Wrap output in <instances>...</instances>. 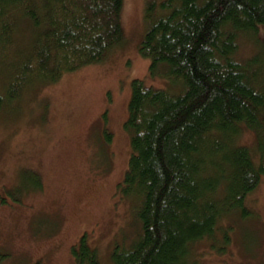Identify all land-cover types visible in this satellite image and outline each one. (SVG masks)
Returning <instances> with one entry per match:
<instances>
[{"label":"trees","instance_id":"1","mask_svg":"<svg viewBox=\"0 0 264 264\" xmlns=\"http://www.w3.org/2000/svg\"><path fill=\"white\" fill-rule=\"evenodd\" d=\"M123 5L0 0V112L37 83L104 61L123 39ZM145 18L140 52L166 85L132 82L120 191L141 230L110 264H200L199 245L225 255L257 220L247 198L264 179V0L152 1ZM86 237L76 264H104Z\"/></svg>","mask_w":264,"mask_h":264},{"label":"rangeland","instance_id":"2","mask_svg":"<svg viewBox=\"0 0 264 264\" xmlns=\"http://www.w3.org/2000/svg\"><path fill=\"white\" fill-rule=\"evenodd\" d=\"M152 1L162 0H124V36L104 61L37 83L0 112V264H76L73 248L84 235L110 264L114 247L140 233L120 185L132 153V82L166 85L153 80L140 52ZM254 49L247 43L242 55ZM252 139L246 133L241 142ZM247 199L257 220L236 231L225 255L199 245L200 264H264V179Z\"/></svg>","mask_w":264,"mask_h":264}]
</instances>
